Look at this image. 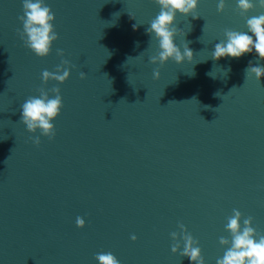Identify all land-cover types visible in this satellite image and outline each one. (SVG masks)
Instances as JSON below:
<instances>
[{"label":"water","instance_id":"95a60500","mask_svg":"<svg viewBox=\"0 0 264 264\" xmlns=\"http://www.w3.org/2000/svg\"><path fill=\"white\" fill-rule=\"evenodd\" d=\"M43 2L58 39L41 58L18 35L23 0H0V264H98L102 252L120 264H190L182 241L171 251L178 224L216 264L233 209L264 235V76L245 73L264 60L254 50L211 58L225 29L247 32L246 20L264 14L259 0L244 15L238 0L223 12L219 0H198L197 19L177 13L174 43H189L193 59L163 65L148 62L154 0ZM61 59L68 79L43 83ZM41 87L62 97L52 139L19 122Z\"/></svg>","mask_w":264,"mask_h":264},{"label":"clouds","instance_id":"9594fccd","mask_svg":"<svg viewBox=\"0 0 264 264\" xmlns=\"http://www.w3.org/2000/svg\"><path fill=\"white\" fill-rule=\"evenodd\" d=\"M154 3L159 6L160 11L145 29V34L149 35L151 39L154 37L158 41V51L148 58V62L153 65H163L169 59L176 64L184 61L191 62L193 51L188 47L189 43L183 45V51H181L180 46L174 43V37L182 34V30H178L173 24L177 13L184 16L191 15L193 19L199 18L192 15L197 8L198 0H154ZM253 7L254 5L250 0H238L237 8L240 10L241 15H244ZM259 7L264 8V0H259ZM22 8L23 15L18 19L23 24V30H18V35L25 47L30 49L37 57H46L50 53L52 43L58 39V34L55 32L52 23L54 13H52L50 7L44 4L43 0H35V2L33 0H23ZM224 8V0H219L217 12H223ZM136 27L137 24H134L133 29L135 30ZM246 28L247 32L225 29V39L214 45L211 58L214 61L225 57L240 58L242 55L250 54L254 50L257 60H264V14L248 18ZM57 55L63 57V50L57 49ZM71 67L72 65L68 60L61 59L55 72L44 70L41 73V80L43 83L54 80L62 84L68 79ZM61 71L62 74H60ZM245 73L246 77L254 75L257 82H260V78L264 76V67L253 66L252 61H249ZM79 75L81 79L86 76L83 71ZM152 75L153 79H159L160 71L158 67L153 70ZM37 91L38 96H29L22 104L19 122L26 126L29 133H35L39 130L41 135L52 139L55 136V129L51 121L60 114L63 107L60 89L53 87L50 90H45L41 87ZM49 91L53 94L52 98H49ZM29 138L35 145L40 144L39 136ZM241 216L240 211L233 209L232 215L228 217L225 230L231 234V240L224 237L219 239L220 245L229 247L223 257L217 259L216 264H264V235L258 234L251 226V216L243 219V227H241ZM84 224V219L77 216L76 226L83 228ZM178 227L180 229L179 233H170L173 241L172 253H177L182 241L183 250L180 252V256L187 257L190 264H204L201 250L195 246L198 241L187 232L183 224H178ZM131 239L135 241L136 236H131ZM95 259L98 264H120V261L111 252L98 253Z\"/></svg>","mask_w":264,"mask_h":264}]
</instances>
